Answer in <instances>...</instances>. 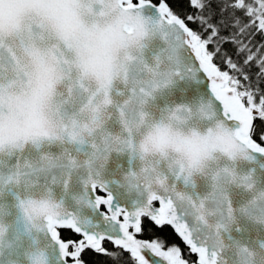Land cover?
I'll use <instances>...</instances> for the list:
<instances>
[{
	"label": "snow or ice",
	"instance_id": "obj_1",
	"mask_svg": "<svg viewBox=\"0 0 264 264\" xmlns=\"http://www.w3.org/2000/svg\"><path fill=\"white\" fill-rule=\"evenodd\" d=\"M0 264H264V0H0Z\"/></svg>",
	"mask_w": 264,
	"mask_h": 264
}]
</instances>
